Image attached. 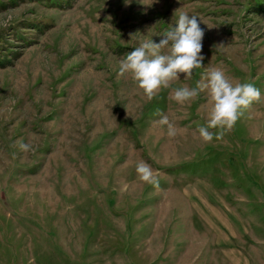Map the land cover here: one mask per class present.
I'll list each match as a JSON object with an SVG mask.
<instances>
[{
  "label": "rangeland",
  "instance_id": "obj_1",
  "mask_svg": "<svg viewBox=\"0 0 264 264\" xmlns=\"http://www.w3.org/2000/svg\"><path fill=\"white\" fill-rule=\"evenodd\" d=\"M181 12L203 67L149 100L118 61ZM209 67L261 99L204 143ZM0 264H264V0H0Z\"/></svg>",
  "mask_w": 264,
  "mask_h": 264
},
{
  "label": "clouds",
  "instance_id": "obj_2",
  "mask_svg": "<svg viewBox=\"0 0 264 264\" xmlns=\"http://www.w3.org/2000/svg\"><path fill=\"white\" fill-rule=\"evenodd\" d=\"M201 22L197 16L181 12L175 22L159 35V42H154L152 38L142 40L118 61V76L130 74L149 100L170 88L181 76L191 79L194 71L203 67L205 59L201 54L205 35ZM201 93L206 94L210 105L205 125L197 129L204 143H210L214 138L222 139L245 111L261 99V92L253 83H233L219 67H209L195 87L173 89L172 99L183 105L197 99ZM158 123L167 127L168 137L177 135L175 125L167 115L161 114ZM17 143L22 152L34 151L30 143ZM136 173L140 181L159 187L157 174L146 162L136 164Z\"/></svg>",
  "mask_w": 264,
  "mask_h": 264
}]
</instances>
